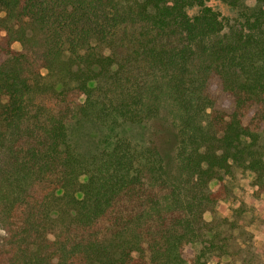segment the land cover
<instances>
[{
	"label": "trees",
	"instance_id": "obj_1",
	"mask_svg": "<svg viewBox=\"0 0 264 264\" xmlns=\"http://www.w3.org/2000/svg\"><path fill=\"white\" fill-rule=\"evenodd\" d=\"M207 1L0 0V264L248 259L217 204L239 168L264 193V0ZM78 117L144 141L83 157Z\"/></svg>",
	"mask_w": 264,
	"mask_h": 264
},
{
	"label": "rangeland",
	"instance_id": "obj_2",
	"mask_svg": "<svg viewBox=\"0 0 264 264\" xmlns=\"http://www.w3.org/2000/svg\"><path fill=\"white\" fill-rule=\"evenodd\" d=\"M246 3L249 6H254L256 0H246ZM207 4L221 14L224 22L232 23L238 16V10L223 1L209 0ZM196 12V7L189 9L191 15ZM13 47L20 49L21 44L15 42ZM68 133L74 150L87 158L107 147L118 136L141 143L144 141L145 129L138 123L119 122L113 125L92 118L78 117L68 123ZM224 183L230 188L231 195L218 202V212L229 218L233 215L241 216L238 223L245 226L252 238L249 242L250 254L248 259H231L228 256L215 257L210 263L264 264V193L259 191L251 172L245 168L237 169L233 176L226 175Z\"/></svg>",
	"mask_w": 264,
	"mask_h": 264
}]
</instances>
